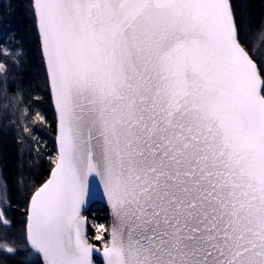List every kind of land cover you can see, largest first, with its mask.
Listing matches in <instances>:
<instances>
[{
    "label": "snow or ice",
    "instance_id": "6c2138e0",
    "mask_svg": "<svg viewBox=\"0 0 264 264\" xmlns=\"http://www.w3.org/2000/svg\"><path fill=\"white\" fill-rule=\"evenodd\" d=\"M33 11L58 120L28 218L42 264H92L81 212L96 177L115 218L106 264H264V82L231 0Z\"/></svg>",
    "mask_w": 264,
    "mask_h": 264
},
{
    "label": "rangeland",
    "instance_id": "374dc122",
    "mask_svg": "<svg viewBox=\"0 0 264 264\" xmlns=\"http://www.w3.org/2000/svg\"><path fill=\"white\" fill-rule=\"evenodd\" d=\"M231 4L239 28V39L245 46L246 53L250 55V58L257 65L258 73L261 76L262 82H264V16L260 19L258 25L248 29L240 20L236 0H231ZM21 15L35 21L30 0H0V65L3 66V69L0 70V110L3 116L5 111L8 115H11L12 118L8 117L7 120H10V124L14 123L20 129L18 130L20 132H16V129L15 132L20 135V143L23 147L25 145V150H29L30 148L35 150L44 149L43 151L47 153V143H50V141H48L50 139V133L47 132L46 120L43 118L42 112L40 111L41 109L39 110L37 103H35L37 98L34 99L32 97L31 99L33 100L30 99L31 104H29V109L27 107L28 104L26 102L24 103L19 90V87L26 85V82H23L22 79L19 81L17 80V73L24 63V51L20 45L19 39H16L15 36L17 31L16 20L20 19ZM19 50H22V55H17ZM34 58V69L32 73L34 74L33 79L37 85V92L38 94L46 92L48 93L47 96H49L47 78L40 49L38 53H34ZM41 99L42 101H39L40 104L45 105V98L42 97ZM42 131H44V134ZM37 133H39V136L36 135ZM41 140L43 142H41ZM55 158L56 155L54 152V154L48 158L47 162L54 165ZM5 195V188L0 176V210L3 212V218H0V245L13 247L16 250L15 253L24 258V260L25 257L29 256V252H31V263L33 258L36 257V254L27 246L25 231L23 239L19 238L21 240L19 244L13 242L6 232L8 224L11 221L7 219L8 205L7 200H5ZM87 212L88 211L84 213V216L87 218L88 242L100 249H104L108 245L107 232L109 224H99L95 222ZM7 254L9 253H7L4 248L0 247V256H5ZM93 263L97 264L95 259Z\"/></svg>",
    "mask_w": 264,
    "mask_h": 264
},
{
    "label": "trees",
    "instance_id": "16d2710c",
    "mask_svg": "<svg viewBox=\"0 0 264 264\" xmlns=\"http://www.w3.org/2000/svg\"><path fill=\"white\" fill-rule=\"evenodd\" d=\"M236 4L238 5L240 20L248 29L258 25V22L264 16V0H236ZM16 25L17 31L15 36L16 39H19L24 51V63L17 73V80L22 79L23 82H26V85L19 87L20 94L24 103L28 104L27 107L29 109L30 101L33 100L31 98H37L35 103H37L39 110L41 109L43 118L46 120L47 132L50 133V139L48 140L50 143H47V153L43 151L44 149L35 150L30 148L29 150H25V145L23 147L20 143V135L16 133L20 129L14 123L10 124V120H7L11 115H8L5 111L3 116L0 110V176L5 188L8 205L7 219L11 221L8 224L6 232L13 242L19 244L21 242L19 238L23 239L24 235L28 200L31 194L46 180L53 166V164H49L47 161L55 152V117L50 105L49 96H47L48 93L38 94L37 85L33 79L34 53H38L40 49L35 22L33 19H28V17L26 18V16L23 17L21 15L20 19L16 20ZM42 97L45 98V105L40 104ZM42 133L44 134V131ZM36 135L39 136V133ZM41 142L43 141L41 140ZM87 214L99 224L108 223L107 211L99 204H92ZM23 244L25 246L24 241ZM5 256H0L1 264H23L24 262V258L16 253ZM95 260L99 264L98 260ZM30 264L42 263L36 255Z\"/></svg>",
    "mask_w": 264,
    "mask_h": 264
},
{
    "label": "water",
    "instance_id": "95a60500",
    "mask_svg": "<svg viewBox=\"0 0 264 264\" xmlns=\"http://www.w3.org/2000/svg\"><path fill=\"white\" fill-rule=\"evenodd\" d=\"M30 1H31L32 11H33V9H34V0H30ZM33 15H34V20H35L34 21L35 22V29H36L37 36H38V41H39L40 53H41L42 62H43V66H44L45 74H46V78H47V85H48L50 103H51V106H52V109H53V113H54V117H55L54 147H55V155H56V158H57V153H58V144H57L58 120H57V113L55 111L54 101H53L52 96L50 94V81H49V78H48V75H47V70H46V59L44 58L43 53H42V39H41V37L39 35L38 21H37V18L35 17L34 11H33ZM56 158H55V161H56ZM54 168H55V163L52 166L51 170L49 171L48 177L46 178V180L50 178V173H51V171ZM90 179H91V177H90ZM95 179H96V182H97L96 186L90 191V193L86 197V205L83 207L82 212H81V216H82V218L84 219V222H85L84 223V235H85V238H86V240L88 242V239H87V236H88L87 218L84 216V213L86 211H88V209L90 208V206L92 204H99L102 207H104L105 210L107 211V218H108V224H109V229H108V232H107V239H108L107 247H108L110 245V241H111V232H112V229H113V222H114L115 218L113 216V213H112V210H111V206L107 202L106 196L103 195V186L99 183V177H96ZM46 180L40 186H42L46 182ZM38 188L35 191H37ZM35 191L31 194V196H30V198L28 200L27 209H26V217H25V225H24L26 243H27V246L29 247V249H30V245H28V242H27V229H28V224H29V219L28 218H29V215H30V207H31L30 201H31V197L35 193ZM88 244L91 246V249H92V264H94L93 263L94 259H97L99 264H106V261H105V258H104V251H105V249L107 247L104 248V249H100L97 246L91 245L89 242H88ZM31 251L34 252V250H31ZM36 255L39 257V259H40V261L42 263V257H40L38 254H36Z\"/></svg>",
    "mask_w": 264,
    "mask_h": 264
},
{
    "label": "clouds",
    "instance_id": "9594fccd",
    "mask_svg": "<svg viewBox=\"0 0 264 264\" xmlns=\"http://www.w3.org/2000/svg\"><path fill=\"white\" fill-rule=\"evenodd\" d=\"M18 54H19V55H22V54H23L22 50H19V51H18Z\"/></svg>",
    "mask_w": 264,
    "mask_h": 264
}]
</instances>
